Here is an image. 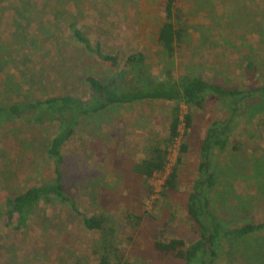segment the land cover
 Segmentation results:
<instances>
[{
    "label": "rangeland",
    "instance_id": "1",
    "mask_svg": "<svg viewBox=\"0 0 264 264\" xmlns=\"http://www.w3.org/2000/svg\"><path fill=\"white\" fill-rule=\"evenodd\" d=\"M18 1L0 0V45L14 32L9 25L12 11L8 2ZM50 1L55 10L67 8L74 13L93 40L122 52H144L151 75L160 80L166 77L164 70H170L178 79L197 73L244 90L264 82V0H181L188 31L171 59L161 56L156 45L164 16L161 0ZM46 2L24 3L32 6L27 12L34 9L29 22L22 21L29 24L24 26L27 32L32 29L37 33L34 46L38 48L32 54L28 47L25 49L30 54L26 66L0 57V99L10 96L28 101L59 93L85 99V76L91 73L110 78L117 70L91 53L78 51L76 42L70 40L66 18L63 24L62 14L41 7ZM60 32L65 34L64 40L71 41L70 47L54 42V36L63 40ZM24 34L22 45L28 46L33 37ZM72 54L77 56L75 69L71 68ZM6 78L17 86L15 93L4 92ZM246 105L243 114L250 106L248 102ZM170 106L169 102L155 101L107 108L84 118L62 150L63 180L80 208L115 219L119 264H184L159 253L154 241L179 237L190 243L198 237L187 202L199 177L201 148L208 129L213 122L227 118L229 112L212 101L202 109H192V127L171 147L169 166L176 161L181 139L187 145L179 167L178 190L158 200L165 174L151 178L155 194L149 195L143 178L131 168L145 156L149 137L167 134L165 115ZM263 111L252 112L250 121L240 119L226 148L216 149L211 156L217 173L211 208L225 228L264 219V127L259 123ZM27 117L0 128V210L6 198L53 175L54 166L45 148L57 123L45 120L35 124ZM259 163L260 173L255 169ZM43 208L34 209L27 227L21 229L5 226L0 220V264H73L77 259L97 264L92 253L95 234L84 228L80 217L58 201ZM230 257L236 264H264V231L238 241Z\"/></svg>",
    "mask_w": 264,
    "mask_h": 264
},
{
    "label": "trees",
    "instance_id": "2",
    "mask_svg": "<svg viewBox=\"0 0 264 264\" xmlns=\"http://www.w3.org/2000/svg\"><path fill=\"white\" fill-rule=\"evenodd\" d=\"M26 1L30 0H19L15 4L8 2V8L12 11L9 25L14 32L11 37H7L5 44L0 45L1 58L13 59L23 66H26L28 57L38 48L34 46L37 42L34 39L37 33L32 29L27 32L24 26L29 27V24H24L22 21L23 18L29 22L34 10L27 12L32 6L24 4ZM161 1L164 16L157 30L156 45L161 56L171 59L178 45L184 41L188 30L185 27L184 12L181 8L182 1ZM41 7L55 10L50 0L43 3ZM37 8L39 10V6ZM55 11H57L56 15L62 14L63 24L66 18L70 40L76 42L78 51L82 49L84 52L91 53L117 70L110 78H102L91 73L85 76L83 80L88 89L85 99L69 93H59L28 101L14 100L16 98L11 99L10 96L0 99V128L16 118L22 119L27 116V120H32L35 124L45 120H55L57 123V129L48 139L45 148L46 155L54 166L51 179L26 186L20 192L6 198L3 209L0 210V220L5 221V226L21 229L27 227V219L34 209H44V205L58 201L68 206L74 215L80 217L86 230L95 234L92 253L97 256V264H119L121 257L116 239L115 219L107 213L85 212L67 190L62 172L64 145L72 138L84 118L101 113L107 108L134 102L171 103L168 114L165 115L167 134L164 137H159L157 134L149 137L144 146L145 156L136 161L131 168L132 173L143 178L149 195L155 194L150 182L151 178L156 174H165L157 192V199L161 200L178 190L179 167L182 154L187 151V145L184 139H181L183 142L180 143L176 161L169 166L171 147L180 137H185L187 130L192 127L194 122L192 109H202L207 102L212 101L225 106L229 115L224 120L213 122L208 129L201 148L199 177L194 181L192 188L194 191L188 198L187 213L196 226L198 237L190 243L179 237L164 240L157 238L154 241V248L163 255L183 261L184 264H236L233 257H230L232 249L241 239L264 231V219L258 222H245L231 228H225L222 225L211 208L210 196L217 180V173L211 166V156L216 149L222 151L226 148L232 132L240 125V119L250 121L253 117L252 112L257 114L264 108V82L254 89L244 90L226 87L197 73L184 75L178 79L170 70H164L163 76L166 77L160 80L151 75L144 52L137 50L122 52L104 45L99 39L93 40L86 33V26L80 24L74 13L67 8ZM24 33H29L33 37L29 39L28 46L22 45ZM60 34L65 37L63 32ZM30 36L28 38H31ZM64 37L63 40H58L59 38L54 36L53 40L59 47L60 45L70 47L71 41L64 40ZM27 47L30 54L25 50ZM58 55L60 56V53ZM72 59L73 61L70 60L71 68L75 69L78 65V63L74 64V60L77 59L76 54H72ZM0 71L2 72L1 69ZM4 85L6 87L4 92L15 93L17 86L11 78H6ZM14 97L17 96L14 95ZM247 102L250 106L247 113L243 114L242 111L247 106ZM259 123L264 127V115L259 117ZM181 127L184 129L183 133H181ZM255 169L259 173L262 171L260 163ZM73 264L85 263L77 259Z\"/></svg>",
    "mask_w": 264,
    "mask_h": 264
}]
</instances>
